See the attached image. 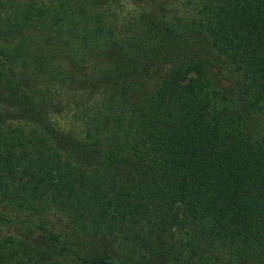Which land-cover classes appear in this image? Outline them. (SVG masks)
I'll return each instance as SVG.
<instances>
[{
    "label": "trees",
    "instance_id": "trees-1",
    "mask_svg": "<svg viewBox=\"0 0 264 264\" xmlns=\"http://www.w3.org/2000/svg\"><path fill=\"white\" fill-rule=\"evenodd\" d=\"M136 1L0 0V264H264V0Z\"/></svg>",
    "mask_w": 264,
    "mask_h": 264
},
{
    "label": "rangeland",
    "instance_id": "rangeland-1",
    "mask_svg": "<svg viewBox=\"0 0 264 264\" xmlns=\"http://www.w3.org/2000/svg\"><path fill=\"white\" fill-rule=\"evenodd\" d=\"M148 5V3H144V1L143 0H137L136 2H135V6H134V8H141V7H145V6H147ZM131 8V5H128V6H126V9H130ZM63 95V100L65 101V99H66V97H69L70 99L71 98H74L72 95H76V92H73L72 90H71V92H67V91H63V93H62ZM67 100V99H66ZM63 101V102H64ZM64 104V103H63ZM5 110V109H4ZM62 109H59V110H55L54 112L56 113V114H59V113H57V111H61ZM0 111H1V108H0ZM3 111H1V113H2ZM9 213V212H8ZM11 215H13L12 213H10ZM49 222L54 226H59V224H61V219H59V217H52V216H50L49 217ZM58 224V225H57Z\"/></svg>",
    "mask_w": 264,
    "mask_h": 264
}]
</instances>
